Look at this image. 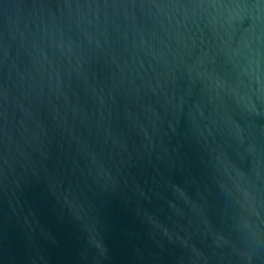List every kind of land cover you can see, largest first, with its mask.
Here are the masks:
<instances>
[{
  "label": "water",
  "instance_id": "1",
  "mask_svg": "<svg viewBox=\"0 0 264 264\" xmlns=\"http://www.w3.org/2000/svg\"><path fill=\"white\" fill-rule=\"evenodd\" d=\"M0 264H264V0H0Z\"/></svg>",
  "mask_w": 264,
  "mask_h": 264
}]
</instances>
